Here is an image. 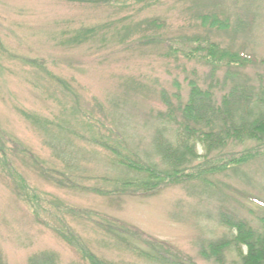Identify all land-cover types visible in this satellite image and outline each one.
Returning <instances> with one entry per match:
<instances>
[{
    "label": "rangeland",
    "instance_id": "1",
    "mask_svg": "<svg viewBox=\"0 0 264 264\" xmlns=\"http://www.w3.org/2000/svg\"><path fill=\"white\" fill-rule=\"evenodd\" d=\"M210 44L257 63L214 65ZM191 81L216 106L254 99L231 132L263 116L264 0H0V264H161L116 221L193 264H242L232 225L264 234V138L188 137ZM185 136L175 180L158 147ZM227 242L221 263L210 245Z\"/></svg>",
    "mask_w": 264,
    "mask_h": 264
},
{
    "label": "trees",
    "instance_id": "2",
    "mask_svg": "<svg viewBox=\"0 0 264 264\" xmlns=\"http://www.w3.org/2000/svg\"><path fill=\"white\" fill-rule=\"evenodd\" d=\"M208 46L210 53L209 62L213 63L214 65H218L219 63H223L224 61H229V63H235L241 66L245 65L246 62L257 63L256 59L252 55H248L242 51L238 52L234 51L233 49H222L217 44H210ZM189 84L191 87L189 101L181 110V113L182 115H184V119L186 120V131L187 133L190 132L188 134V137L195 139L197 142H205L209 150L208 152H211L212 150H220V148H226L230 140L244 141L246 138H264V112L258 114L260 116H263L259 119H256L254 123L245 121L244 123L247 124L242 125L243 128L237 126L233 132H231V130L229 131V127L232 128V126L234 125L232 123L233 125L229 126V124H231V122H236L237 118L242 117L244 120L249 121L248 116H251L254 113V108L251 105V102L254 99L245 97L244 102L242 101L241 103V101L236 102L232 96H225L223 99V105L221 107L217 105V107L214 104L212 93L202 91L194 81H191ZM260 102L261 104H264V101L258 99L257 103L260 104ZM257 103L255 104V106H259V104ZM239 104L241 105L239 106ZM223 108L225 109L223 110ZM221 115H224L226 117L223 123H221ZM117 138L121 141L120 143L124 148L128 147L124 142L123 136L120 135ZM186 138L187 136H185L182 139V142L177 145L171 142L169 143L168 141H161V144L158 147L159 150L165 149V154H163V157H166V160H168L169 162H178L179 165L175 164L176 166H172L171 169L173 175L170 178L173 179V177H175V180L176 178L188 179L183 177L184 175L182 167L185 166V169L188 168L195 158L193 145L189 144L191 141L186 142ZM168 158H170L171 161ZM136 159L139 160L138 158ZM240 161L244 162L245 160L240 159L236 164L241 165ZM232 162L235 163L234 160ZM226 167H229V164H226L223 168ZM127 168L138 170L137 166L131 163L128 164ZM149 168L150 169H148L147 167L140 171L144 172L145 175L148 174L149 176H152V178H159L163 174L162 172L159 173V171H156V169L154 168ZM216 169L217 168L213 169L212 167H210L208 171L212 172L216 171ZM206 172L207 171H205V173ZM120 179L123 180L121 186L129 183V180L125 182L127 178ZM119 192H121L123 195L129 194L124 190H121ZM144 195L145 194H143V196ZM116 223L118 226L120 225L119 227L123 228L124 230L126 229L132 234L139 235L141 238L144 237L146 241H150L151 245H153L154 247L156 246L158 249L160 247L164 248L159 252L167 256L159 255L156 257L157 261H160L161 264H193L192 262L185 260L183 256L176 252V250L174 251L172 246H170L169 244L151 238L142 231L138 230L137 228L131 227L128 224L124 225L119 221H116ZM262 225L264 228V219L262 220ZM232 226L238 230L239 240L237 239V243L240 244L239 242H241L248 250L247 254L242 257V264H264V234L256 233L252 228L247 226L245 222H237L236 225ZM226 245V247L224 246L225 248H222L223 243L210 245L213 255L217 258V260L219 259L221 263H223V252L230 247L231 243L227 242ZM84 255L87 257L90 264H100V261L99 263H96L98 259L91 253H86Z\"/></svg>",
    "mask_w": 264,
    "mask_h": 264
}]
</instances>
